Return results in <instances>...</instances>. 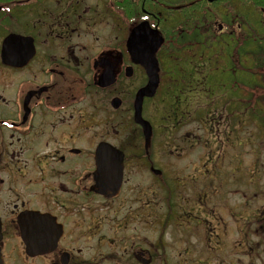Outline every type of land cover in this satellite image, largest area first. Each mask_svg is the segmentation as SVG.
<instances>
[{
	"label": "flooded vegetation",
	"instance_id": "obj_1",
	"mask_svg": "<svg viewBox=\"0 0 264 264\" xmlns=\"http://www.w3.org/2000/svg\"><path fill=\"white\" fill-rule=\"evenodd\" d=\"M147 24L158 49L130 42ZM154 59L147 142L136 102ZM164 76L167 173L155 168L157 126L145 114ZM194 93L202 118L186 108ZM223 102L230 114L207 119ZM258 174L264 0H0V264H264V191L221 197Z\"/></svg>",
	"mask_w": 264,
	"mask_h": 264
},
{
	"label": "rangeland",
	"instance_id": "obj_2",
	"mask_svg": "<svg viewBox=\"0 0 264 264\" xmlns=\"http://www.w3.org/2000/svg\"><path fill=\"white\" fill-rule=\"evenodd\" d=\"M175 2H179V0H175ZM208 14H209V11H208ZM218 27V26H217ZM208 36L210 37L212 35L213 37V33H211V31H208ZM216 32V31H215ZM164 79V85L161 87V90L159 92V95L158 97L153 101V102H148L146 108H145V114L148 118H150L148 116V113L149 115L151 116L153 122L155 123V125L157 126V136L154 140V142L156 143V146H155V149L158 153V158H157V163L155 164V168L162 171V172H166L168 170V166H170L169 162H170V159H168L166 157V151H167V140H166V136H167V123L164 121H162L161 117H167L168 115V103H167V83L169 81V78L168 76H164L163 77ZM130 87V86H128ZM131 91V89H130ZM130 93V92H128ZM198 95L197 93H194L193 95H189L187 96V98H191L192 97V104L191 105H187L186 108H187V111H189L190 113V116L191 117H195V118H202L203 117V113L205 111H203L202 108H200V102L198 101ZM195 96V97H194ZM210 100H213L214 97H210V96H207ZM217 100H220L216 97L215 101ZM221 101V100H220ZM157 103V105H156ZM207 103H210V101H207ZM176 105V104H175ZM186 105V103H185ZM225 107L226 104L223 102V104L219 107L218 104L214 106L212 105H208V109L206 110V117L207 119L208 118H219L221 117L222 115L223 116H226V112L228 114H230L229 110H230V107H227V110L225 111ZM223 113V114H222ZM222 114V115H221ZM207 125H208V122H207ZM192 128H194V125H192ZM191 128V129H192ZM130 130H129V127H127V133H129ZM255 144V143H254ZM258 143H256L254 145L255 147V150L257 149V146ZM243 149L240 148V151H242ZM241 153V152H240ZM247 158L246 156L244 157V162L246 164L247 162ZM250 162V159L248 160V164ZM167 173V172H166ZM161 179V178H160ZM159 181V188H158V192L156 195H158V197L160 199H166L168 198V191H167V187ZM162 181V180H161ZM264 181V174H258L257 177H256V183L254 186H250L248 184V182L245 180V178H241L239 177V181H238V185H232L229 186V187H225L222 191V194L221 197L223 198H228L229 200V203L230 204H235V203H240L242 201V198L244 197H247V194L248 196H253L255 194L258 193V196L257 197H262L263 195V183ZM165 182V180H164ZM139 183V180H135V179H132L130 180L129 183H127V187L130 188L132 185H138ZM142 187L145 188V186L142 185ZM158 187V186H157ZM210 188H207L208 191H211L209 190ZM234 190V191H233ZM147 191V190H146ZM233 191V193H232ZM164 204H165V201H163ZM224 203V202H223ZM163 206H160V211L162 209ZM225 207V206H224ZM165 208H167V205H165ZM221 209H224L222 206H221ZM225 214V212H224ZM209 223V222H208ZM207 223V224H208ZM239 240H241L240 238H238ZM228 251V249H226V252ZM225 252V251H223ZM225 254H221V257H224ZM225 258V257H224ZM246 261V260H244Z\"/></svg>",
	"mask_w": 264,
	"mask_h": 264
},
{
	"label": "water",
	"instance_id": "obj_3",
	"mask_svg": "<svg viewBox=\"0 0 264 264\" xmlns=\"http://www.w3.org/2000/svg\"><path fill=\"white\" fill-rule=\"evenodd\" d=\"M148 26V24H147ZM146 25L140 26L137 29H135L131 35V44H134L135 42L139 45L143 44H148L151 43L152 41H157L158 46L156 49L160 48L163 40L158 34L157 31H153L149 28H147ZM130 44V43H129ZM130 44V46H131ZM155 53V52H154ZM145 66L147 67L148 75H149V82L146 87H144L137 96V102H136V115H135V120L136 123L141 125L144 129L145 133V138L146 141L148 142L149 139L152 136V128L148 122H146L142 118V104L143 100L145 97H153L155 96L159 85H160V76H159V67L156 59H154L152 62L146 61ZM104 147H100L99 150H104ZM113 149V148H112ZM114 150V149H113ZM113 159L117 156V153H113ZM121 157V156H120ZM98 169H99V175L102 177L105 174L106 171V157L98 154ZM105 164V165H104ZM118 165V166H117ZM117 165H112L111 171L115 175L114 177L112 176L111 182L114 183L113 185V190L117 194L120 190L121 186V179H122V169L123 166L122 164H117ZM101 181V180H100Z\"/></svg>",
	"mask_w": 264,
	"mask_h": 264
},
{
	"label": "trees",
	"instance_id": "obj_4",
	"mask_svg": "<svg viewBox=\"0 0 264 264\" xmlns=\"http://www.w3.org/2000/svg\"><path fill=\"white\" fill-rule=\"evenodd\" d=\"M239 17L241 18V14H239Z\"/></svg>",
	"mask_w": 264,
	"mask_h": 264
}]
</instances>
